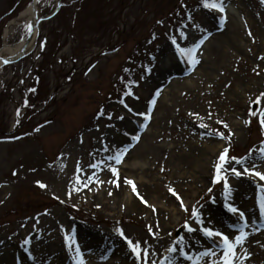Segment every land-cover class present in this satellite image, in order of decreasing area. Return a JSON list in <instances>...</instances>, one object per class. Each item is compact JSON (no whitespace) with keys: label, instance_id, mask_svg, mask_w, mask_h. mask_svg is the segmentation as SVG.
I'll list each match as a JSON object with an SVG mask.
<instances>
[{"label":"rangeland","instance_id":"obj_1","mask_svg":"<svg viewBox=\"0 0 264 264\" xmlns=\"http://www.w3.org/2000/svg\"><path fill=\"white\" fill-rule=\"evenodd\" d=\"M200 1H37L41 23L32 50L14 64L0 60V264H77L65 239L73 230L85 264H141L117 228L141 242L150 264L172 255L177 264H195L200 252L211 246L220 253V247L182 225L200 228L192 219L196 207L208 227L234 241L243 221L227 203L249 220L238 256L246 249L244 264H264V181L236 177L229 169L242 168L233 161L220 172L231 186L227 199L223 179L214 182L225 149L264 171V98L253 106L264 93V0H224L232 8L226 21ZM31 3L0 0V58L12 59L3 55L6 45L29 36ZM205 36L193 66L177 45L192 48ZM124 90L131 94L123 96ZM157 90L146 122L136 113L147 110ZM126 145L133 146L116 166L118 182L109 168L89 167ZM196 237V244L188 243ZM173 246L180 251L168 252Z\"/></svg>","mask_w":264,"mask_h":264},{"label":"snow or ice","instance_id":"obj_2","mask_svg":"<svg viewBox=\"0 0 264 264\" xmlns=\"http://www.w3.org/2000/svg\"><path fill=\"white\" fill-rule=\"evenodd\" d=\"M202 5L205 8L208 9H215L217 11H219L220 13H224V20L226 21V13H225V7H224V0H202ZM27 29H28V34L31 35L32 31H33V25L32 24H28L27 25ZM182 38L187 39V34L186 33H182ZM249 35H251V33L249 32ZM207 39V36L203 37L202 39L199 40L198 43L194 44V46L192 48H181L179 47V45H177L178 50L181 52V54H187L189 61L191 62V64L193 66L199 64V60L195 58V53L197 51V49H199L204 41ZM173 43H176V40L173 39ZM262 59H264V57H262ZM9 61L5 60L4 63L7 64ZM148 71H151L150 69H148ZM131 94L126 93V95ZM161 94V90H157L154 93V97L153 99L150 100L149 102V107L147 108V110L145 112H140V113H136L139 116H142L144 118V120L150 121L151 118V114H152V106H154L157 102L156 98H158ZM261 98H264V93L260 94V97H258L254 102H253V106L259 105L261 102ZM121 103H124L123 101H121ZM126 108L128 107L126 104L124 105ZM129 111H132V109H128ZM252 115H255L256 113H251ZM100 115L103 116L104 112L103 110H101ZM110 118V117H109ZM120 119H123V117H120ZM259 122L262 126H264V113H261L259 116ZM223 123V122H220ZM250 124V121L246 122ZM148 124L147 123H143L141 125V127L143 128H147ZM201 127H207L206 125L201 124ZM224 127L227 128L228 125L225 123ZM36 131H39V129H36ZM125 135H127V133H125ZM221 136L222 139H224L225 137L223 136L222 133L219 134ZM234 135V134H232ZM140 137L139 136H132V140L134 141H139ZM133 145H126L122 148H117L115 150V152L111 155H108L105 160L100 161L98 164H90L89 167L90 168H97V167H101V170H103V167H107L110 169L112 175L116 178V181L118 182L119 180V169L116 167L118 165H121L123 162V157L128 153V151L130 150V147H132ZM103 150L105 152H109L110 148L109 146L105 145ZM260 153V157L262 160H264V148H261L259 150ZM219 163L216 165V173L217 175L215 176V181L214 182H220L223 179V188H224V192H225V199L228 198V196L230 195V185L228 184L227 180L225 178H223L220 175L221 169L223 167L224 164L230 163V162H235V164L237 165H241L242 171L238 170L236 167H231L229 169V171H231L236 177L241 176L242 174H246L249 176H253V177H258L259 181H264V171H260L257 169V165L255 163H252L251 167H247L244 166L246 164V159H238L236 157H228L227 155V149H225V151L219 155L218 157ZM82 171V169L78 168V172ZM15 175V173H14ZM95 176V173H93L92 176L89 177V179H92ZM77 181L80 182V177L77 176ZM96 182L98 183H103V181H99L97 180ZM113 181H108V183H112ZM125 183L128 185L132 186V190L133 192H136V185L135 183L128 178H125ZM39 186L41 188H45L46 185H44L43 183L38 182ZM117 186H119V184L117 183ZM170 191H172V194L174 196H176L177 200L179 201V205L182 208V210L184 212H188V207L184 204L183 200L177 196V194L175 193V191L173 189H170ZM209 192H212V189H209ZM260 192H261V196H260V209H261V213L264 214V185L260 186ZM137 195H139L137 193ZM58 199V197H57ZM142 199V197H141ZM210 200L212 203H215V197H210ZM147 203V202H145ZM199 203V202H198ZM153 210H155L154 206ZM203 206L201 205V208ZM227 211L233 215H238V219L240 221H243V225L239 228V234H235L234 235V241L230 240L229 235L225 234L224 232L215 229L214 227H208L206 225V222L203 218V213L202 211H200V209L193 207L192 209V219L198 224L200 225V228L197 229L196 227H193L191 224H189L188 221H185L184 225H182L183 228H185L187 230L188 233H193L196 231H200L203 235L204 238L208 239V240H212L213 244L216 245V247H220V253H218L216 251V248L209 246L208 248H206L204 251L200 252L198 256L195 257V264H202V261L205 260V258H214L211 260V264H235L236 260L239 259L240 260V264H244V261L246 260H250V254L247 253V250L245 249V254L242 258H240L238 256V253L236 251L237 248H241L243 247L245 241L247 240V237L249 235V233L247 232V228L249 226V220L248 218L245 216V213L241 210H239L237 207H235L233 204L231 203H227L225 205ZM158 227V225H157ZM115 231L118 233V235L123 238L127 245L129 246V248L131 249V252L134 253L137 256V259L141 261V264H150V253L149 251L144 248L141 244V242L136 241L135 243L133 242L132 239H130L129 237L125 236L124 231L122 228H117L115 229ZM149 231H152L151 227L149 228ZM154 237L157 235L156 233L153 234ZM219 237L220 241L219 243H217L216 238ZM65 239L68 242V246L70 249L73 248L74 246V250L77 254V257H79V259L77 260V264H85V261L83 259V254L81 252V248L80 245L76 242L75 240V235H74V230H73V234L72 235H65ZM184 242V238L181 237V240L177 242V244ZM31 241L30 239H25L24 244H30ZM168 252L170 253H177L178 251H180L178 249V246H173L169 249H167ZM181 255H183L184 259L188 260V261H193L194 257L189 255L187 252H181ZM151 264H155V261H151ZM161 264H177L176 262V257L174 255L172 256H165L164 260L161 262Z\"/></svg>","mask_w":264,"mask_h":264},{"label":"water","instance_id":"obj_3","mask_svg":"<svg viewBox=\"0 0 264 264\" xmlns=\"http://www.w3.org/2000/svg\"><path fill=\"white\" fill-rule=\"evenodd\" d=\"M31 11H32V15H33V31H32V34L24 42L23 48H22L19 56L15 57L13 60H8L9 62L7 64L15 63L27 55V49H28L30 43L32 42V39H33L35 33L38 30L39 23L41 22V20L38 16V11H37V0H32ZM4 61L5 60H2L3 63H4ZM7 64H5V65H7Z\"/></svg>","mask_w":264,"mask_h":264},{"label":"bare ground","instance_id":"obj_4","mask_svg":"<svg viewBox=\"0 0 264 264\" xmlns=\"http://www.w3.org/2000/svg\"><path fill=\"white\" fill-rule=\"evenodd\" d=\"M224 7H225V13L226 14H228L229 11L232 10L231 6H229V5H224ZM215 13L220 14V12H215ZM22 45H23L22 43H19V44L15 45L14 47L6 45V47L3 50V55H7L8 57L16 56L19 53V51L21 50ZM31 50H32V47H31ZM0 68H1V62H0ZM212 214H213V211H212ZM211 217H213V216H211ZM197 241H198V238L196 237L194 239L189 240L188 243L196 244ZM103 263H104L103 259H99V260L93 262V264H103ZM36 264H38V263H36ZM108 264H110V263H108Z\"/></svg>","mask_w":264,"mask_h":264},{"label":"trees","instance_id":"obj_5","mask_svg":"<svg viewBox=\"0 0 264 264\" xmlns=\"http://www.w3.org/2000/svg\"><path fill=\"white\" fill-rule=\"evenodd\" d=\"M198 5H200V6H201V5H202V1H200V2L198 3ZM128 81H129V80H128Z\"/></svg>","mask_w":264,"mask_h":264}]
</instances>
